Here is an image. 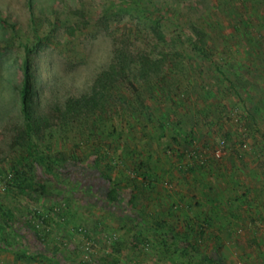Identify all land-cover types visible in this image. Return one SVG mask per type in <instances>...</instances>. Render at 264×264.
<instances>
[{
  "label": "rangeland",
  "instance_id": "obj_1",
  "mask_svg": "<svg viewBox=\"0 0 264 264\" xmlns=\"http://www.w3.org/2000/svg\"><path fill=\"white\" fill-rule=\"evenodd\" d=\"M232 1L222 6V0H0V204L13 208L19 220L38 209L51 216L46 224L35 222L38 232H23L27 242H40V248L62 255V261L71 264H100L110 253L111 259H119L118 264H163L164 259L168 264H213L206 258L211 244L198 241L199 249L187 250L172 244L175 239L166 237L168 233L161 232L162 241L154 240L151 233L152 221L163 220L165 214L163 193L186 186L192 179V165L210 179L215 166L240 169L245 189L249 190L247 184L254 185L240 200L251 210L250 205L260 207L259 215L264 216V199L259 198L264 197V188L260 191L253 179L259 175L258 181L264 184V147L256 148L264 143V114L251 120L248 106L233 94L227 81L233 68L246 73L250 67L252 73L247 75L254 91H262L264 97V0H236L237 12ZM229 11L237 19L227 16ZM155 23L166 32L164 50L171 61L164 72L166 85L159 82L160 77L150 83L133 79L141 98L126 91L124 84L106 93L101 113L75 119L65 128L54 126L45 136H33L31 153L26 146L13 144L18 130L27 125L21 104L26 57L31 63V85L45 110L89 91L96 76L111 63L113 37L128 33L131 49L153 51L155 37L150 30ZM191 25L208 33L204 54L195 49L201 42L194 43ZM178 51L181 56L175 55ZM170 93L174 99H169ZM167 113L175 127L167 123L157 137L159 132L154 133L150 123ZM194 115L198 129L190 142L178 134L176 123L181 117L191 124ZM117 130L123 132L119 138ZM175 136L179 142L173 140ZM223 142L227 153L218 158L215 151ZM96 147L102 152L97 165ZM42 157L52 159V167L40 164ZM102 169L114 181L121 180L124 191L134 197V203L128 200L127 210L103 206L109 182L102 179ZM88 170L100 186L94 193L98 199L84 193ZM148 171L152 176L144 179L143 172ZM11 173L16 183L18 177L49 180L54 195L23 193L12 184ZM261 221L235 225L234 237L222 241L221 258L227 264H264V218ZM158 243L163 246L159 254L151 247ZM2 245L0 264H51L36 252L25 258ZM186 251L188 255H180Z\"/></svg>",
  "mask_w": 264,
  "mask_h": 264
},
{
  "label": "trees",
  "instance_id": "obj_2",
  "mask_svg": "<svg viewBox=\"0 0 264 264\" xmlns=\"http://www.w3.org/2000/svg\"><path fill=\"white\" fill-rule=\"evenodd\" d=\"M230 2V0H222V6L226 4V2ZM30 3L31 0H29ZM235 11L237 12V1L233 0L232 3ZM233 13L229 11L227 13V16H231ZM232 17L237 19V16L234 14ZM232 20V19H231ZM231 23V22H230ZM235 28L238 27V25H234ZM241 31V34L243 33V29L241 27L237 28ZM191 31L194 33L195 36V42H198V40L201 42V45L197 46L195 48L198 50V54L205 53L204 49L207 48V37L208 33L203 29L202 27H199L197 25H191ZM150 33L152 36L155 37L154 39V45H153V51L149 50H138L135 51L134 49H131L132 44H130V37H128V33H121L120 35H117L116 37H113V56L111 63L108 67L103 69L97 76L93 84L91 85L88 92L81 94L80 96H71L68 97L64 103H55L54 105H49L47 109L43 110L41 107L40 97L35 92V90L31 85V74H30V66L31 63L28 59V57L24 60V83L21 88V104H22V112L25 116V119L27 121L26 129L18 130V135L15 139V142L13 144L16 145H22L27 147V151L31 153V149L33 148L31 143L33 142L32 138L33 136H45L46 131L50 128H53L54 126H59L60 128H65L68 125H70L71 122H73L75 119L89 117L91 115H94L95 113L99 112L101 113L102 109L104 108V101L106 97V93L108 91L115 90L119 87H127L126 91L128 89L129 93L132 95L136 93L138 96L140 94L138 93V87L135 85L133 79H137L140 82L144 83H150L153 82L155 79L160 77L159 82L166 85L164 82V77L166 75L165 70L169 64H171V61L169 59V54L165 53L164 50L166 48V32L158 26V23H155L152 25ZM165 43V44H164ZM193 43V44H194ZM164 44V45H163ZM161 45H163L161 47ZM181 53L178 51L175 53L176 56H181ZM208 56V53L206 54ZM248 58V57H247ZM183 63V60L181 58V62ZM249 73H252V70L249 69L246 71V73H240L239 68H233L232 76L227 77V81L229 83L230 89H232L233 94L244 101L245 105H247L249 118L251 120H256L258 115L264 114V97L261 95L262 91H254V86L252 84V81L249 79L250 77L247 75ZM125 86H122L124 85ZM252 91V92H251ZM141 98V96H140ZM174 99V95L170 93L169 99ZM260 100V101H259ZM143 101V100H141ZM251 101H259L260 103H255L253 107L249 105ZM177 102V101H176ZM175 106L176 104L173 103ZM106 109L108 107L106 106ZM173 109L170 108L169 111H172ZM174 112V110H173ZM198 114V113H197ZM193 119V123L189 124L186 120L179 118V122L176 123L177 126L180 127V131L176 129L178 134L182 137H186L191 140H194V131L195 128L198 129V120ZM173 116L170 115V113H167L166 115H161L160 117L157 116L156 119H153L154 124L151 122V128L154 133H158L157 137H161L163 134V131L167 129V123H172L174 125ZM192 121V119H191ZM181 125H180V124ZM241 123L244 125L245 123ZM195 124V126H194ZM182 126H185L188 129L181 128ZM178 127V128H179ZM194 127V129H193ZM250 129V127H247V129ZM188 130V133H187ZM186 135H184L183 133ZM118 138L121 137L123 134L122 131L117 130ZM26 136V137H25ZM179 136L173 137V140L179 142ZM230 138V135L226 134V138H224L225 141H228ZM259 146L264 147V143H260L256 146V148H259ZM96 155L98 159H96L95 165L99 163V159L102 157V152L98 151L97 147L95 149ZM258 151H260L258 149ZM106 158V156H105ZM107 159V158H106ZM45 162L47 166L52 167L53 160L49 158L42 157L39 160V163ZM111 165H109L108 170L110 171ZM16 170V169H15ZM62 170V169H61ZM190 170L192 174H195L196 172V166L192 165L190 167ZM73 172V171H72ZM16 173L19 174V171L16 170ZM87 176L89 177V181H85V189L84 193H96V189L99 184L96 183V177L94 176V172L88 170ZM102 179L105 181H108V187L105 189L104 199L106 200V203H103V206L105 208H110V210H119V212H122L123 210H127L129 208V202L128 200L131 199L132 203L134 200L130 198L129 193L124 191V186H122L121 180H115L112 179L111 175L102 169L101 171ZM150 172H143L144 179H147L148 176H150ZM152 176V175H151ZM196 177V176H195ZM10 178L13 179V183H16V178H13V173H11ZM20 177L17 178V185L20 188V191H22L25 194H30L31 196H34L32 192L36 193L38 196H45V195H54L53 188L50 187V181L47 179H29V178H23L20 179ZM134 178H141V177H134ZM78 179V177H77ZM255 179V178H254ZM80 184H84V182L79 178L78 179ZM207 180V179H206ZM200 182L194 178L193 180L188 181V185L191 186L193 189L198 188L199 189V195L201 198H207L210 196L211 187L201 186L199 184ZM210 184V183H208ZM16 185V186H17ZM100 188V186L98 187ZM32 191V192H31ZM244 193H251L246 190ZM198 196V194H196ZM204 195V196H203ZM247 194H245L246 196ZM207 196V197H205ZM242 196V195H241ZM243 196V197H245ZM183 198L182 196H180ZM179 197V198H180ZM94 198L98 199L99 197L94 194ZM240 199V196L237 197ZM260 199H264V197H259ZM256 199V197L254 198ZM262 199V200H263ZM172 208H181L180 203L175 201L172 203ZM134 209V207L132 208ZM38 209L34 211V213L30 216H27L26 219H17V215L13 208L7 207L4 208L0 204V245H2V248L5 250H16L19 252L20 255H23L25 258H31V254L36 252L39 255H42L44 258L50 260L51 264L55 260V264H71L69 261L64 260L62 261V255L58 256L57 254H51L50 252H47L44 247L40 248L38 244H35V241L27 242V239H24L23 232L25 230H34L38 232L37 229H35V222L40 221L43 224H46L50 220V215H43V211ZM60 211V210H56ZM181 214V212H180ZM154 222L152 221V225L156 226L157 223H159V219ZM159 220V221H158ZM38 223V222H37ZM171 227H175L172 225ZM173 237L176 239H179V242H184L185 249H192L194 250L195 247H197L198 239L195 241H192L191 238L193 237L194 229H186V234H181L180 232H177L173 228ZM176 231V233H175ZM14 237L15 241H10V239ZM21 238V239H20ZM41 238V237H40ZM195 239V238H193ZM40 241V240H39ZM179 244V243H178ZM117 245L113 246V253L116 252ZM34 248H37L38 250H34ZM48 250V248H46ZM196 249H199L198 247ZM111 254L109 255V259L104 258V262L100 264H118L119 259L113 258L111 259ZM207 260L212 261L213 264H227L221 257L217 255H210L206 256ZM73 262V261H72ZM75 263V262H73ZM82 264H94L90 261H84ZM99 264V263H96Z\"/></svg>",
  "mask_w": 264,
  "mask_h": 264
},
{
  "label": "crops",
  "instance_id": "obj_3",
  "mask_svg": "<svg viewBox=\"0 0 264 264\" xmlns=\"http://www.w3.org/2000/svg\"><path fill=\"white\" fill-rule=\"evenodd\" d=\"M213 169L214 175L211 176V179L206 176L204 171L197 170L195 174L192 175V179H190L193 180L196 178L200 182L199 184L201 186L211 187L210 196H205L207 197L206 199L204 197L201 198L198 188L193 189L188 184L186 186L178 187L175 192L171 191V193L168 194L163 193L165 196L162 203H166L167 205L163 206V213L165 212V214L161 217L163 220L159 219L160 221L158 220L159 223H157L156 226L151 225V233L153 234L154 240L162 241L161 232L163 231V234L168 233L167 235L169 236L166 237H171V241L175 239L173 243L171 242L172 244L184 249V242L182 245V242H179V239L173 237V228L177 232L184 235L186 234V229H194V233H192L193 237L191 239H198L200 241V245H203L204 243L211 244V254L221 257L223 255L222 241L227 236L234 237V231L237 225L249 224L252 226L253 222L255 225L263 222L261 221L264 218L263 214L259 215L262 213V211H260V207L250 205V207H252L251 210L249 207H245L247 206L246 202L241 201L244 198L241 195L246 191V184L242 183L244 182L242 179L243 173L240 171L239 167V170H236L233 165L232 171H229L228 169L220 170L217 169L216 166L213 167ZM257 169L258 168L254 171H257ZM254 176L255 177H253V179L255 178L254 181L259 184L261 191L264 188V184L258 181L259 175ZM250 181H252V179H250ZM247 187L249 188L248 192H252L254 185L250 188V185L247 184ZM196 194H198V196ZM238 196L242 199H238ZM175 201L180 203V209L172 208L171 205ZM242 207L245 208L242 209ZM179 210L181 214H175L178 213ZM156 220L157 219H154V222ZM172 225L175 227H171ZM172 244H170V246H173ZM135 246L138 248L139 244ZM151 247L155 253L159 254V248H162L163 246L158 243V247L156 244L151 245ZM180 255H188V252L186 251V253H180ZM157 257L158 260L161 258V256ZM162 263L168 264L165 259ZM152 264H160V262L155 261Z\"/></svg>",
  "mask_w": 264,
  "mask_h": 264
},
{
  "label": "built area",
  "instance_id": "obj_4",
  "mask_svg": "<svg viewBox=\"0 0 264 264\" xmlns=\"http://www.w3.org/2000/svg\"><path fill=\"white\" fill-rule=\"evenodd\" d=\"M225 149H226V146H224V142L222 143V145H221V148L220 149H217L215 152V155L218 157V158H220V157H222V156H224L227 152L225 151ZM55 210H56V208H55ZM34 222H36V221H34ZM43 224V223H42Z\"/></svg>",
  "mask_w": 264,
  "mask_h": 264
}]
</instances>
